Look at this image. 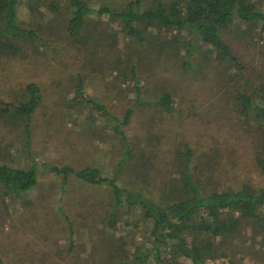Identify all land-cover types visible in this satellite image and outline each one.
Instances as JSON below:
<instances>
[{
  "label": "rangeland",
  "instance_id": "obj_1",
  "mask_svg": "<svg viewBox=\"0 0 264 264\" xmlns=\"http://www.w3.org/2000/svg\"><path fill=\"white\" fill-rule=\"evenodd\" d=\"M84 1L117 11L129 0ZM47 6L48 0H23L18 7L19 24L34 28L47 42L28 44L24 55L0 53V101H24L28 84L36 85L41 94L28 132L24 123L0 117V162L19 168L35 166L38 174V184L26 193L10 198L0 192V264H102L95 259H105L106 241L110 251L118 249L121 257L126 252L132 255L136 248L137 253L144 251L143 229L147 226L139 212L128 215L123 209L116 229L111 230L107 226L110 188L85 184L74 175L65 180L64 175L47 170L49 163L75 169L93 165L107 177L118 176L122 186L141 187L161 199L163 188H167L164 182L180 173L174 149L178 148L183 160L185 145H189L193 150L190 168L208 192L242 185L264 188V173L254 159L255 126L246 113L231 104L234 94L250 93L259 83L264 84V34L262 39L255 35L258 41L242 39L243 26H231L226 39L245 67L224 70L216 61L200 64L195 57L204 47L191 35L182 38L193 40L198 49L193 57L183 50L179 58L159 56L148 44L141 46L118 34L120 23L94 16L90 28L82 32L89 37L83 42L66 31L70 14L65 3L61 12L52 16H47ZM98 29L105 34L97 35ZM107 34L119 38L112 49L111 41L105 40ZM118 59L146 69L138 71L137 84L113 81L117 73L108 71L107 63ZM188 60L192 65L184 70L182 64ZM78 77L83 83L82 94L104 105L109 114L121 120L127 108L134 111L123 130L138 162L136 167L125 165L122 173L114 171L124 143L112 134L109 117L92 113L87 104L74 99ZM136 85L141 89L139 99ZM230 86L235 87L233 91ZM162 88L175 94L173 105L182 109L179 115L172 118L148 106H135L136 100H156ZM146 114L154 115V121ZM147 158L148 177L132 175L133 168L139 172ZM127 220L133 221L130 226H126ZM255 238V248H260L262 256H255L253 248L237 239L235 252L229 253L231 260L218 258L207 260V264H264V245L259 244V235Z\"/></svg>",
  "mask_w": 264,
  "mask_h": 264
},
{
  "label": "trees",
  "instance_id": "obj_2",
  "mask_svg": "<svg viewBox=\"0 0 264 264\" xmlns=\"http://www.w3.org/2000/svg\"><path fill=\"white\" fill-rule=\"evenodd\" d=\"M22 1L0 0L1 54L24 55L23 52L28 44L47 42V38L38 34L34 28L22 27L19 24L18 7ZM62 3H65V10L70 14L66 31L72 37L80 36L83 42L89 40V37L84 36L82 32L85 28H90V19L98 16L102 21L120 23L122 30L118 34L141 46L148 44L152 53H157L159 56L170 54L168 56L176 55L179 58V53L183 50L188 57H193L198 51L194 47L193 40L182 38L184 34L191 35L204 47L195 57L201 60L200 64L216 61L224 70L239 71L244 70L245 67L226 39L225 35L231 26H243L242 39L252 38L258 41L255 35H259V39H262L264 34V1L261 0H150L147 3H142V0H129L117 11L106 6L93 7L84 0H48L47 16L60 13ZM90 32L92 35L95 33L93 30ZM99 32L102 30L98 29L97 35H100ZM116 35L105 36V40H110L112 43L109 44L111 49L119 41ZM155 49L156 52H153ZM93 59L94 57H91L90 62ZM130 64V60L123 62L120 59L107 63L108 71L117 73L112 78L114 82L119 84L139 82L138 71L142 73L145 68ZM182 65L184 70H188L192 64L188 60ZM232 81H236V76ZM230 87L232 91V88H235ZM38 90L36 85L28 84L24 90L26 92L24 101L19 103L0 101V117H10L24 123L28 132L31 115L41 99ZM82 90L83 83L78 77L74 99L87 104L92 113L109 117L113 122L112 134L117 135L124 143L122 158L114 171L122 173L125 165L136 167L138 162L123 130L131 123L134 115L132 108H127L122 119L119 120L109 114L104 105L84 96ZM140 91L141 89L136 85L135 92L138 99ZM173 97H175L173 92L162 88V93L156 100H136L135 106H148L174 118L182 109H177L173 105ZM231 104L237 107L236 111L246 113L247 118L249 117L255 126L257 137L254 141V159L264 173V84L259 83L250 93L243 90L234 94ZM146 116L154 121V115L146 114ZM174 151L176 152L174 159L180 163V173L179 176L172 175L170 181L164 182L167 188H163L161 199L148 195L144 188H135L134 185L122 186L118 176L107 177L93 165L75 169L68 165L55 166L49 163L50 166L46 167L49 172L64 175L65 180L70 175H74L85 184L110 188V200H112L108 209L107 226L111 230L116 229L119 222L118 215L123 209L128 215L139 212L142 224L147 226L143 229L147 241L146 244L144 243V251L137 253L136 248L132 255L126 252L121 257L118 249L110 251L111 247L106 241L105 246L108 250L104 255L105 259L101 260L97 257L95 260L102 264H181L182 260H187V264H207V260L214 261L218 258L231 260L229 253L235 252L234 248L238 241L247 244L248 249L253 248L255 256H262L263 252L260 248L258 250L255 248V237L259 235L258 242L264 245V188L242 185L237 189H213L208 192L201 178H196L190 168L189 163L193 154L191 147L185 145L183 160L179 157L181 152L178 148ZM147 161L149 158L139 165V172L133 168L132 175L148 177ZM37 175L35 166L19 168L0 162V192L10 198L26 193L38 184ZM132 222L127 220L126 226H130ZM69 226L72 228L71 224ZM126 237L130 236L126 235ZM130 238L134 240V237ZM92 264L97 263L92 262ZM221 264L228 263L221 262ZM230 264L234 263L231 261Z\"/></svg>",
  "mask_w": 264,
  "mask_h": 264
}]
</instances>
